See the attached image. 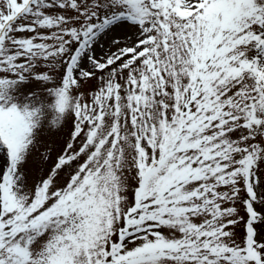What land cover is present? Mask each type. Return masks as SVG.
<instances>
[{
	"label": "snow or ice",
	"instance_id": "obj_1",
	"mask_svg": "<svg viewBox=\"0 0 264 264\" xmlns=\"http://www.w3.org/2000/svg\"><path fill=\"white\" fill-rule=\"evenodd\" d=\"M0 264H264V0H0Z\"/></svg>",
	"mask_w": 264,
	"mask_h": 264
}]
</instances>
